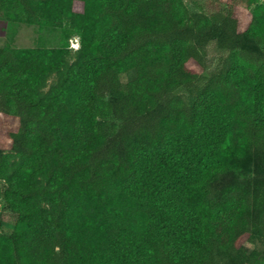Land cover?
<instances>
[{
  "label": "trees",
  "instance_id": "16d2710c",
  "mask_svg": "<svg viewBox=\"0 0 264 264\" xmlns=\"http://www.w3.org/2000/svg\"><path fill=\"white\" fill-rule=\"evenodd\" d=\"M223 1L216 30L185 0H0V16L66 38L0 46V264L243 254L253 196L216 183L264 158V1ZM214 38L228 54L201 82Z\"/></svg>",
  "mask_w": 264,
  "mask_h": 264
},
{
  "label": "rangeland",
  "instance_id": "374dc122",
  "mask_svg": "<svg viewBox=\"0 0 264 264\" xmlns=\"http://www.w3.org/2000/svg\"><path fill=\"white\" fill-rule=\"evenodd\" d=\"M185 2L191 11H202L208 14L213 20L214 29L217 30L220 27L222 21L220 12L225 8L223 0H185ZM255 4L248 5V14L253 12ZM65 39L63 28L27 23L0 16V46L59 47L63 45ZM67 39L69 47L73 50L80 47L81 37L78 34H71ZM206 50L208 66L201 77V82L207 81L211 73L220 68L223 59L228 54L226 50L217 46L216 38L210 40ZM135 76L136 71L131 70L122 75V80L127 82ZM178 93L189 103L195 100L188 88L182 87ZM0 141L3 149L10 150L12 147L10 142L2 139ZM216 187L219 198H223L229 190L234 188H241L253 196L251 209L253 233L243 242V254L232 258L229 264H264V239L260 230V219L264 210V158L259 154L251 157L242 169L231 170L225 174L216 183ZM0 205H3L2 200H0Z\"/></svg>",
  "mask_w": 264,
  "mask_h": 264
}]
</instances>
